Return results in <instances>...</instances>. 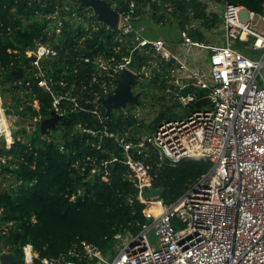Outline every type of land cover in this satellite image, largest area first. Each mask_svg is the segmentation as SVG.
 Instances as JSON below:
<instances>
[{
  "label": "built area",
  "instance_id": "obj_1",
  "mask_svg": "<svg viewBox=\"0 0 264 264\" xmlns=\"http://www.w3.org/2000/svg\"><path fill=\"white\" fill-rule=\"evenodd\" d=\"M200 1L210 11L220 12L224 39L218 41L217 36H209L197 41L183 30L181 52L176 53L166 39L144 33L136 22V0H127L128 9L125 13L119 12L116 28V36L127 44V52L119 60L104 59L100 55L93 60L95 72L90 84L98 83L99 90L94 98H86L85 104L80 99L86 84L82 92L75 93L74 83L66 88L69 82L65 70L61 78L53 77L52 63L59 57L53 43L37 41L27 51L29 67H23L24 76L29 74L37 85L51 92L52 110L63 116L74 109L95 114L104 126L101 129L79 127V130L92 137L97 149L104 151L109 137L122 150L121 156L111 153L109 158L101 159L102 178L108 180L110 164H125L129 178L138 188L139 199L148 207L161 208L159 214L149 212L148 208L147 220L139 232L117 233L115 254H104L96 244L82 241L80 248H73L60 257L42 258L43 264H264V2L263 10L256 12L239 4L225 3L220 9L215 0ZM52 17H56L52 28L60 33L63 25L60 16ZM78 17L85 20L76 15L73 21L77 23ZM88 24L91 31L99 28L95 21ZM107 28L110 27L107 25ZM195 49L208 51L207 67L190 65ZM136 52H150L160 62L151 61L134 69L131 64ZM85 61L91 62L89 57ZM163 61H174L182 77L191 81L193 89L206 91L203 99L209 105L163 119L143 136L133 133V127L123 133L109 130L108 116L101 113V99L114 93L121 73L133 71L138 79L151 67L160 69ZM30 84L28 81L27 85ZM87 90L91 93V89ZM176 94L185 104L197 99L194 91ZM89 103H94V107H89ZM33 107L39 108L38 100H34ZM125 112L128 117L129 113ZM23 119L21 113L4 103L0 87L1 149L11 147L18 130L31 127L33 121L21 122ZM151 150L173 162L184 158L208 159L211 167L170 204L161 196L145 199L144 191L156 186V174L150 172L146 163ZM5 160L4 157L2 161ZM87 160L96 163L94 157ZM152 230L154 244L149 238ZM23 251L27 264L38 256L32 243H26ZM10 252L8 248L3 249L0 255Z\"/></svg>",
  "mask_w": 264,
  "mask_h": 264
},
{
  "label": "trees",
  "instance_id": "obj_2",
  "mask_svg": "<svg viewBox=\"0 0 264 264\" xmlns=\"http://www.w3.org/2000/svg\"><path fill=\"white\" fill-rule=\"evenodd\" d=\"M108 1L121 13L128 9L127 0ZM215 1L222 6L225 3L244 5L256 12L263 10L264 2ZM146 13H150L156 23L175 24L178 35L187 30L197 41L223 35L220 12L210 11L200 0H136V22L142 21ZM54 15L60 16L62 21L60 33L52 28L56 24L52 23L56 19ZM76 15L84 16L90 24L95 21L99 28L87 31L85 26L73 21ZM117 33V29L107 28L99 21L81 0H0V87L2 93L11 95L13 100L6 105L22 114L21 122L30 119L37 127L51 114L52 101L46 90L29 74L21 80L13 74L19 67L28 69L27 51L37 41H50L59 50V57L52 63L54 78H61L65 70L69 82L66 88L74 83L75 93L82 92V86L87 85L80 99L85 104V99L94 98L99 90L98 83L90 84L95 72L93 60L99 55L119 60L127 52V44L119 41ZM85 57L91 62H86ZM155 58L150 52H136L131 65L140 69ZM152 74L145 83L133 82V86L139 88L137 92H145L149 87L166 88L165 73L154 68ZM87 89H91V93ZM34 100L39 101L38 109L33 107ZM88 106L93 108L94 103ZM100 109L107 116L105 108L100 105ZM164 118H158L156 123ZM135 121L132 115L123 117L112 112L106 125L113 132L123 133L132 128ZM103 126V121L95 114L74 109L67 112L48 135L37 128L38 133L25 140L17 132L11 147L0 149L6 159L0 162V251L11 250L17 257L16 264H27L23 251L26 243H32L38 253L30 264H43L44 257L67 254L73 248H80L82 241L96 244L104 254H115L118 245L115 235L137 233L147 220L145 213L151 206L139 199L138 188L129 178L125 164H110L108 180L102 178L101 159L109 158L111 153L123 154L113 145V138H106L103 151L93 146L89 134L79 130V127L101 129ZM147 127L142 121L137 131L143 135L150 131ZM23 131L27 133L26 129ZM88 157L96 158V163L87 160ZM146 163L150 172L156 174L154 184L163 188L161 197L167 204L178 199L211 167L208 159L184 158L173 162L167 157L161 158L155 150H151Z\"/></svg>",
  "mask_w": 264,
  "mask_h": 264
},
{
  "label": "rangeland",
  "instance_id": "obj_3",
  "mask_svg": "<svg viewBox=\"0 0 264 264\" xmlns=\"http://www.w3.org/2000/svg\"><path fill=\"white\" fill-rule=\"evenodd\" d=\"M221 7L222 5H220V9ZM82 18H84V16H82ZM81 20L82 19L78 17V22H80ZM81 24L85 25L86 30H90V25L88 24L87 20L81 21ZM139 25L142 27V29H144L146 33H149V34L157 33L158 34L157 36L163 37L167 41L172 42L175 38L177 40L178 38H180V35H178L179 29L175 26V24L170 23V22L156 23L150 17V13L145 14V16L142 18V21L141 20L139 21ZM155 57L156 58L153 61L160 62L159 61L160 59L157 56ZM205 58H206L205 60H208V56H206ZM154 68L156 69V71H159L160 73H164L162 69L159 70L157 67H151L147 70L148 71L147 73H145L146 71H144L141 74V76L136 80H138V82H143V83L149 81L150 77L153 75L152 73H153ZM164 77L168 78L166 74L164 75ZM172 79L173 77H170V79L167 80V83L168 81L171 82ZM18 83H21V82H18ZM133 88L135 92L139 90L137 86L136 87L133 86ZM2 94H3V100L5 104H11L13 102L11 95L7 93H2ZM141 101L142 102L140 104H133L131 105V107H129L128 105L130 111H127L126 109L127 106H126L124 108H119L113 111V113H116V115H122L123 117H125L126 115L125 111H127V114L129 113V116L132 115L136 120L133 127L138 129L139 124L143 121L148 126L147 129L149 130L153 127V125L156 124V121L158 118H161V117L163 118V117L168 116V114H170L172 110L176 112V114H183L188 109V106H186L185 104L175 105L173 108L167 109L166 107L168 106L169 103H171V101H168V97L167 95H165L164 89L160 87H151V88L149 87L145 92H142ZM123 109H126V110L124 111ZM121 112L122 113L124 112V113L121 114ZM162 113H163V116H161ZM19 127L20 129H22L21 127H23V124L19 125ZM35 128L36 129L33 131L27 129V133L25 134L23 130H18V134L22 135L24 139L27 140L29 138H32L33 135H36L38 133L37 128L39 129V127L36 126ZM0 170H1V167H0ZM7 228L8 226H6V229ZM149 238L152 244L156 243L154 230L150 232Z\"/></svg>",
  "mask_w": 264,
  "mask_h": 264
},
{
  "label": "water",
  "instance_id": "obj_4",
  "mask_svg": "<svg viewBox=\"0 0 264 264\" xmlns=\"http://www.w3.org/2000/svg\"><path fill=\"white\" fill-rule=\"evenodd\" d=\"M83 6L90 7L97 19L107 24L110 28L116 29L119 23L120 13L116 10L108 0H81ZM25 69L19 67L13 71L16 79L21 80L24 77ZM136 80V76L133 71L125 70L121 73L118 80V85L114 93L108 95L106 98L101 99V103L106 110V115H110L113 111L124 108L130 104H140V97L142 92H134L133 82ZM39 79H36L38 82ZM50 85V84H49ZM49 99L52 101L53 96L49 90L46 91ZM178 103V102H177ZM63 117L55 110H51L49 117L43 119L40 123L39 130L42 134L48 135L51 132V128L55 127L56 123ZM34 126V123H30ZM33 127L30 128L32 130ZM163 188L152 186L144 191L143 197L145 199L162 196ZM17 257L13 252L2 253L0 255V264H16Z\"/></svg>",
  "mask_w": 264,
  "mask_h": 264
},
{
  "label": "crops",
  "instance_id": "obj_5",
  "mask_svg": "<svg viewBox=\"0 0 264 264\" xmlns=\"http://www.w3.org/2000/svg\"><path fill=\"white\" fill-rule=\"evenodd\" d=\"M143 31H144V29H143ZM222 32H223V28H222ZM144 33L146 35H148V36H151V37H160V36H157L158 35L157 33H152L150 35L147 34L145 31H144ZM181 33L182 32H180V38H178V40L175 38L172 42L171 41H167L169 43L171 49H173L176 53H180L181 52V47H180L181 41H182ZM223 39H224V37H223V35H221V36H219L218 41H223ZM206 56H208V60H209V53H208V51L206 49H195L192 52L191 57H190V65L192 67H197V68L207 67L208 66V60H205ZM161 69L164 71V73L168 77L167 79H170V77H173L171 82L168 81V85L164 89L165 95H167V97H168V101H171V103H169L168 106L166 107L167 109H171L175 105H183V104H185L184 102L180 101V99L178 98V96L176 94L178 91H181L184 94L194 91L195 94H196V97H197V99L195 101H192V102H189V103L185 104L186 106H188V109L183 114H176V112H174L172 110V112L170 114H168V116H166L164 119L178 117V116L184 115L189 110L199 109V108L206 107V106L209 105V101L206 98L203 99V96L206 94V91L201 90V89H193V86H191L192 85L191 81H189L185 77H182V72H181L180 69L177 68V66L174 63V61H171V63H168V62L164 61L161 64V68L159 70H161ZM181 84H183L184 86L180 87ZM199 91H202L203 93L201 95H199L198 94ZM140 100H141V97H140ZM197 102L199 104H197ZM131 105H133V104H130L129 107H131ZM129 107L127 105V108H126L127 111H130ZM126 109H123V110H126ZM156 125H157V123L155 125H153V127L150 129L149 132H151L155 128ZM31 127H33L32 131L35 130L34 126L31 125ZM30 128H29V130H30ZM131 131H133V133L135 132V134H137L139 136H143V135L149 133V132H147V133H144L143 135H140L139 132L137 131V129L136 130L132 129ZM3 158H4V155H2L0 153V162H3L2 161Z\"/></svg>",
  "mask_w": 264,
  "mask_h": 264
},
{
  "label": "bare ground",
  "instance_id": "obj_6",
  "mask_svg": "<svg viewBox=\"0 0 264 264\" xmlns=\"http://www.w3.org/2000/svg\"><path fill=\"white\" fill-rule=\"evenodd\" d=\"M149 212L154 213V214H159L161 212V208L152 205Z\"/></svg>",
  "mask_w": 264,
  "mask_h": 264
}]
</instances>
